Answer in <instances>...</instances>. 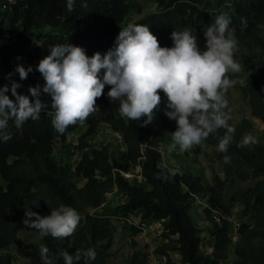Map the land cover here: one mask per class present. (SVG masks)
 Wrapping results in <instances>:
<instances>
[{
	"label": "trees",
	"instance_id": "obj_1",
	"mask_svg": "<svg viewBox=\"0 0 264 264\" xmlns=\"http://www.w3.org/2000/svg\"><path fill=\"white\" fill-rule=\"evenodd\" d=\"M85 2L87 7L83 6ZM132 2L75 0L74 9L69 11L67 0H0V87L7 85L9 91L5 94L15 100L10 90L15 81L20 85L17 93L28 96L34 102L35 97L31 96L29 88L39 85L40 99L48 105L39 119H29L20 127H16L14 120H9L6 132L11 138L7 141L0 139V264H12L13 255L8 249L20 242L19 233L25 226L22 223L25 209L48 216L61 204L76 209L83 219L74 234L65 239L50 235L41 238L39 232L33 229L38 234L36 241L26 244L31 264H43L41 245L49 248L54 264H64L59 256L62 250L70 255L80 251L78 264H108L118 230L115 219L127 221L131 215L141 220H163L162 236L168 241L159 246L157 252L165 256L166 264H225L228 259L233 238L227 216L231 213L232 203L224 202L217 188L207 187L202 175L192 171L172 174L164 167L160 145L167 140L166 131L173 133L177 124L165 114L169 109L163 91L159 92L161 102L154 110L158 128L152 123L142 127L146 117L140 121L122 118L117 111L118 102L110 101L107 96L110 86H105L100 97L101 107L86 119L84 124L87 128L75 145V150L80 153L76 165L71 167L59 163L53 157L55 142L66 138L81 124L69 126L64 134L56 132L52 125L54 110L51 108V96L42 91L45 80L37 70L39 62L50 55L55 44L70 43L82 47L89 57L96 52L103 56L116 46L120 28L126 27L125 21L132 11ZM157 2L155 13L134 24L148 26L161 47L171 48V33L188 28L197 37L200 50H206L204 30L222 14L231 18L230 26L236 30L238 46L235 52L254 40L264 44V0ZM245 21L247 27L241 31ZM48 27L61 28L70 35V39L53 30H45ZM17 65L31 66L33 70L21 80L15 71ZM104 71L102 69L99 73L101 79ZM244 91L252 114L264 123V92L260 81L250 80ZM103 123L111 125L122 136L126 148L121 157L111 156L107 147L95 148L87 140ZM228 123L235 130L233 141L228 152H220V155H228L235 164L242 166L250 159L237 145L253 124L245 121L235 126L232 116ZM225 132L226 129L221 128L203 142L218 147L219 139ZM253 153L257 157L264 156V145L255 146ZM138 165L144 183L131 181L123 174ZM240 175L244 178L251 176L256 181L241 191L238 197L237 193L233 195L232 199L241 201L244 210L254 217L256 226L264 230V157L254 166L251 174L241 171ZM75 176L85 180L82 186L75 181ZM114 189L127 199L123 204L107 209V194ZM199 193L209 195L204 208L207 217L212 218L217 212L222 216V222L216 221L211 229V238L215 241L210 254L202 250L203 229L192 214L194 197ZM129 228L132 234L141 231L140 225L130 224ZM245 228L246 225L241 227L244 234ZM89 248L96 252L95 260L84 257ZM172 252L181 256L180 262L172 257ZM130 264H149L147 255L135 251ZM237 264H264V256L251 263L238 261Z\"/></svg>",
	"mask_w": 264,
	"mask_h": 264
},
{
	"label": "clouds",
	"instance_id": "obj_2",
	"mask_svg": "<svg viewBox=\"0 0 264 264\" xmlns=\"http://www.w3.org/2000/svg\"><path fill=\"white\" fill-rule=\"evenodd\" d=\"M75 0H67L69 11L74 9ZM87 7L86 2L83 3ZM231 18L219 15L211 26L204 30L206 50L201 51L197 37L191 29L173 31V46L161 47L158 38L148 26L129 23L120 28L116 46L103 56L96 52L89 57L82 47L73 44H55L50 55L44 57L37 70L45 80L43 93L51 96V108L54 110L52 125L57 133L64 134L71 125L84 124L98 106L96 101L104 94L105 86L110 101L117 103V111L122 118L140 121L146 126L154 119L155 111L161 102L160 91L168 100L166 115L175 120L177 129L172 135V147L179 146L181 152L192 149L206 140L219 129H226L219 139L218 151L227 153L233 141L234 128L228 100L225 94L234 84L228 73H239L242 66L234 60L238 41L236 30L231 27ZM247 27L246 21L243 23ZM104 71L101 79L99 73ZM33 69L17 65L15 71L20 79L27 78ZM11 76V74H9ZM20 87L15 81L11 84L9 98L7 85L0 87V139L11 138L6 132L9 120L20 127L29 119L36 120L48 107L40 99L39 85L30 87L34 102L28 96L18 94ZM254 142L248 135L237 145L246 147ZM225 155V163L230 162ZM34 217V219H33ZM83 219L71 206L61 204L52 209L48 216L25 209L24 225L39 232L41 238L51 236L65 239L72 236ZM86 260H95L96 252L89 248L84 254ZM59 256L64 264H78L81 252L70 255L62 250ZM43 264H54L47 246H40Z\"/></svg>",
	"mask_w": 264,
	"mask_h": 264
},
{
	"label": "rangeland",
	"instance_id": "obj_3",
	"mask_svg": "<svg viewBox=\"0 0 264 264\" xmlns=\"http://www.w3.org/2000/svg\"><path fill=\"white\" fill-rule=\"evenodd\" d=\"M132 7V11L125 21V26L129 23L134 24L155 13L158 10V2L157 0H133ZM45 30H53L70 39V35L61 28L48 27ZM262 36L264 38V33H262ZM234 60L242 66V70L239 73L229 72L227 74L230 80L235 81V84L225 94V98L228 100V109H225V111L229 112L230 109L229 114L232 116L235 126L245 121L252 122V127L245 133L244 137L251 135L254 138V142L243 147L250 160L242 166L235 164L231 159L230 162L225 163L224 156L220 155L218 147L210 146L206 142L181 152L179 146L172 147V135L169 131H166L167 140L160 145L166 170L172 174L192 171L202 175L203 183L207 187L217 188L221 192L224 202L232 203V210L227 218L231 223L233 242L229 249V257L224 262L225 264H237L238 261L251 263L253 260L264 256V230L256 226L254 217L250 212L244 210V205L241 201L232 199L233 195L237 193L238 197L241 191L256 181L251 176L247 178L241 177L240 172L251 174L254 166L258 165V162L262 161L264 157L263 155L257 157L253 153L255 146L264 145V123L252 114L248 96L244 91V86L250 80L257 79L260 81L264 92V44L254 40L252 43L244 45L234 53ZM96 104L98 108L101 107L100 98L97 99ZM156 122L157 119L154 116L151 123L158 128ZM86 128L87 125L83 124L66 138L58 139L55 142L53 157L57 162L71 167L76 165L80 159V153L75 150V145ZM87 140L95 148L102 149L107 147L111 156L114 157H121L126 148L122 136L115 132L108 123L101 124L99 130L89 135ZM125 173H129L126 175L129 180L134 181L137 177L139 178V183H144L139 165L130 172ZM75 181L79 186H82L85 182V180L76 176ZM208 198L209 195L207 194H197L194 197L195 204L192 210L195 222L203 229L202 250L206 254L213 252L215 239L211 238V229L216 221L222 222V216H220L219 212L212 218L207 217L204 208L208 203ZM126 199V196L119 192L118 189H114L107 194L105 208L113 209L117 205L123 204ZM140 221L141 218L136 215H131L127 221L125 219H115L118 230L114 244L110 249L111 255L108 259V264H130L135 251L146 254L149 264H166L165 256L157 252V248L168 241L162 236L164 225L148 224L141 227L139 233L132 234L129 225L134 224L136 226L135 223ZM244 225L247 226L245 234L241 232V227ZM19 235L20 242L13 244L8 249L13 255L12 264H31L32 259L27 251L26 244L36 241L38 234L25 225ZM247 238L250 240L248 241ZM171 255L176 261L180 262L181 256L178 253L172 252Z\"/></svg>",
	"mask_w": 264,
	"mask_h": 264
},
{
	"label": "built area",
	"instance_id": "obj_4",
	"mask_svg": "<svg viewBox=\"0 0 264 264\" xmlns=\"http://www.w3.org/2000/svg\"><path fill=\"white\" fill-rule=\"evenodd\" d=\"M4 8H7V6L4 5ZM129 173H124V176L128 175ZM130 177V176H128ZM158 224V225H163V220H157V221H150V220H141L140 222H136V225H141V227L146 226L148 224ZM239 226V225H238Z\"/></svg>",
	"mask_w": 264,
	"mask_h": 264
},
{
	"label": "crops",
	"instance_id": "obj_5",
	"mask_svg": "<svg viewBox=\"0 0 264 264\" xmlns=\"http://www.w3.org/2000/svg\"><path fill=\"white\" fill-rule=\"evenodd\" d=\"M136 180L139 181V178L136 177Z\"/></svg>",
	"mask_w": 264,
	"mask_h": 264
}]
</instances>
